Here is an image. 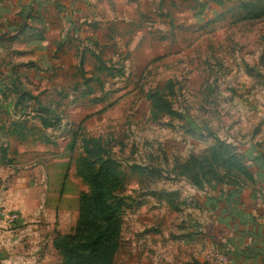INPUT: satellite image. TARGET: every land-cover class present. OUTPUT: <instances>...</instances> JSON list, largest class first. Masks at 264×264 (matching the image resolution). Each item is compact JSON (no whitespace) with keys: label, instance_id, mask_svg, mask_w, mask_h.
Returning a JSON list of instances; mask_svg holds the SVG:
<instances>
[{"label":"rangeland","instance_id":"1","mask_svg":"<svg viewBox=\"0 0 264 264\" xmlns=\"http://www.w3.org/2000/svg\"><path fill=\"white\" fill-rule=\"evenodd\" d=\"M197 2L186 1L187 14L182 20L177 17L183 23L179 21L181 26L172 32L162 18L155 36L150 31L143 33L148 38H157L158 42H173L170 47L160 45L151 58L147 50L134 47L139 34L133 26L121 24L119 19L124 6L115 5L116 14L105 16L103 58L113 76L105 75L104 84L105 89L110 90L108 102L118 98L119 103H113L104 113L92 115L94 108L79 103L66 112L56 110V104H67L72 99L46 98L53 103L56 112L72 124L71 130L78 136L73 149L69 143L49 147L51 155L62 152V158L68 160L66 177L79 183L77 188L69 183L61 192L67 195L65 212L70 214L72 223L78 195L88 190L75 174V161L82 152L81 139H99L105 152L118 161L123 170L125 191L121 196L126 198L128 209L123 219L122 250L116 255L115 264H185L187 254L201 262L225 264L224 260L212 256V250L200 254L198 245L180 249L176 242L163 244L162 240L177 234L175 226L203 219L194 209L193 194L187 190L194 187L179 176V166L189 156L208 148L214 136L225 142L226 137L233 139L231 134L243 138L258 124L259 117L246 112L245 107L264 106V23L229 26L228 14L221 11L224 17L220 19L216 16L219 11L206 12ZM233 3H226L225 10ZM177 5L184 4L177 2ZM128 8L129 22H133L139 12L150 11L149 7L140 10V3L130 4ZM177 18L173 25L178 23ZM80 53L81 50H70L61 56L62 68L72 66L73 69V58L77 57L78 61ZM92 65V59L84 55L82 65L77 64L75 79L71 83L68 80L70 88L74 84L79 90L84 88L81 77L88 74L86 70ZM117 70L121 74L114 77ZM62 77L64 74L57 75L61 81L55 82L67 84L62 83L65 81ZM168 80H172L171 88L167 86ZM156 91L171 103L177 115L156 114L151 110L148 94ZM235 130H238L236 135ZM216 170L222 172L219 166ZM162 192L175 194L174 203L182 208L179 214L167 209L165 198L160 196ZM173 251L181 257L178 263L173 259L169 261Z\"/></svg>","mask_w":264,"mask_h":264},{"label":"crops","instance_id":"2","mask_svg":"<svg viewBox=\"0 0 264 264\" xmlns=\"http://www.w3.org/2000/svg\"><path fill=\"white\" fill-rule=\"evenodd\" d=\"M186 1L0 0V145L6 148L7 158L11 160L6 164L0 162V206L16 212L20 217L18 223L9 226L0 221V264H59L60 255L53 247V240L56 234H70L77 217L76 211L72 223L70 214L65 212L67 195L61 192L69 183L72 188H77L79 183L76 179L66 177L68 160L62 158V152L51 155L49 149L57 144L69 143L74 133L71 130L73 126L63 119L58 126L44 129L36 113H31L26 118L28 130L24 138L10 135L9 125L20 119L22 114L18 106L14 107L16 96L10 90L12 81L18 79L28 86L38 102L53 111L60 108L66 112L67 108L79 103L94 108L92 115L102 114L105 112V95L108 97L110 90L105 89L104 84L101 90L94 88L91 95L79 98L80 95L70 88L71 84L68 85V80L71 83L76 77L77 57L73 58L72 69V66L62 68L61 56L70 50L82 51L81 47H86L84 55L87 54L92 59L93 65L98 64L94 56H99L100 62L105 65V16L116 14L114 11L117 5L119 8L124 6L122 19L118 18L121 24L132 25L139 34L134 47L147 50L151 58L160 45L170 47L173 42H158L157 38H148L143 33L150 31L155 36L162 18H165V26L169 27L170 32L181 26L179 21L188 11H185ZM195 1L200 2V7L206 12L219 11L216 16L220 19L224 17L221 11L228 14L230 23L227 25L233 26L231 18L239 11L236 5L239 1L248 0H218L220 4L214 0ZM177 2L184 5L178 6ZM228 2L234 3L225 10ZM133 3H140V10L142 7H149L150 11L139 12L135 20L129 22L131 15L127 11ZM159 8H162L161 11ZM26 14L36 17L35 23L30 19L25 20ZM174 18H177L178 23L173 25ZM244 23H264V19L235 25ZM22 24H25L26 29L18 33ZM109 30L113 31L111 28ZM162 56L163 54L160 57ZM93 65L86 70L87 77L92 74ZM62 74V80H65L62 83H67L65 85L55 82L61 81L57 79V75ZM94 75L105 81V73ZM54 96L56 99L64 97L72 100L67 104H56L58 108L55 110L53 103L46 101L47 97ZM92 98L97 100L92 101ZM112 101L119 103L118 98ZM29 105L33 109L37 107L33 106L34 103ZM246 106V112L254 114L255 118L259 117L256 122L258 124L249 134H244L243 138L231 134L233 139L226 137V140L246 157L247 167L254 176L253 183L236 188H187L193 194L194 209L202 214L203 219L190 220L189 225L175 226L177 234H170L167 240H162L163 244L176 242L180 249L198 245L200 254L209 250H222L229 254V264H264V106L254 109L250 105ZM235 131L236 135L238 130ZM168 194L172 193L162 192L160 196L165 198L167 209L177 215L182 208L174 203L177 210L171 209L167 204ZM173 195L174 199L175 194ZM121 250L122 231L117 254ZM173 253L169 261L173 259L178 263L181 257L176 251ZM187 256L185 264L202 263L189 254Z\"/></svg>","mask_w":264,"mask_h":264},{"label":"trees","instance_id":"3","mask_svg":"<svg viewBox=\"0 0 264 264\" xmlns=\"http://www.w3.org/2000/svg\"><path fill=\"white\" fill-rule=\"evenodd\" d=\"M214 1L220 4V1ZM236 8L239 11L232 16V25L264 19V0L239 1ZM24 19H30L35 23L36 17L26 14ZM24 29H26L25 24L20 25L18 33ZM86 49L80 53L78 66H81L84 61ZM94 57L98 64H94L92 74L89 77L85 75L81 77L84 88L77 89V84L72 87L80 95L79 98L91 95L94 88L101 90L104 87V80L99 79V76L94 75L95 73L103 72L105 75L113 76L112 69L106 67L107 64L103 65L99 56ZM115 73L114 77L121 74L118 70ZM166 83L171 88L172 80ZM11 85L10 90L16 96L14 107L18 106L22 114L20 119L9 125L10 135L20 139L24 138L28 130L26 118L30 117L31 113H36L44 129L58 126L61 123L63 119L61 113L41 105L37 97L22 82L14 79ZM107 99L105 95L104 110L115 103V101L108 102ZM148 99L151 101V110L156 114H178L160 91L148 94ZM95 100L97 98H92V101ZM29 103H34L33 106L37 107L33 109ZM77 137L74 132L69 142L70 149H73ZM81 143L82 152L75 161V174L88 190L78 195L77 217L73 231L66 235L56 234L53 247L60 255L59 264H115V256L121 243L123 215L128 209L125 203L126 198L121 196V193L125 191L123 170L120 163L105 152L99 139L84 140L82 138ZM0 162L4 164L11 162L7 158L6 148L2 145H0ZM217 166L222 172L216 170ZM140 171L144 170L140 168ZM177 173L197 189L209 185L236 188L254 181V176L247 167L246 157L235 145L215 136L208 148L189 156L185 163L179 166ZM224 178L227 179L224 180ZM166 196L167 204L171 209L177 210V206L174 205V195ZM212 251L224 255L229 264L228 253L222 250ZM201 264L208 263L203 261Z\"/></svg>","mask_w":264,"mask_h":264},{"label":"built area","instance_id":"4","mask_svg":"<svg viewBox=\"0 0 264 264\" xmlns=\"http://www.w3.org/2000/svg\"><path fill=\"white\" fill-rule=\"evenodd\" d=\"M20 217L19 215L11 210H7L4 207L0 206V221L5 224V225H13L15 223H18ZM212 256L218 257L222 260H224V263L227 264V259L225 258L224 255H222L221 253H213ZM204 262L211 264L210 262H208L207 260H204Z\"/></svg>","mask_w":264,"mask_h":264}]
</instances>
